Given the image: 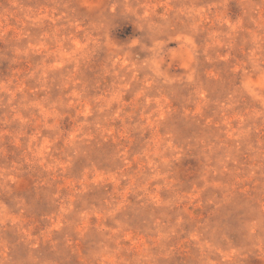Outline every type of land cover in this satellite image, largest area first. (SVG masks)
Wrapping results in <instances>:
<instances>
[{"label": "rangeland", "instance_id": "rangeland-1", "mask_svg": "<svg viewBox=\"0 0 264 264\" xmlns=\"http://www.w3.org/2000/svg\"><path fill=\"white\" fill-rule=\"evenodd\" d=\"M153 2L162 13L169 0ZM193 2L204 9L213 0ZM117 11L118 0H0V97L6 103L15 89L43 95L25 79L45 54L29 39L42 20L71 37L59 58L44 63L55 79L51 98L75 105L55 139L36 134L38 124L7 123L0 108V264H264V232L251 211L264 189V78L251 71V45L241 50L237 38L229 50L222 42L193 72L173 62L167 75L188 72L204 90L154 89L142 135L119 118L84 126L72 117L91 121L87 114L105 102L113 115L127 110L145 78L120 51L134 29ZM230 12L240 14L236 0ZM205 40L201 33L197 45ZM17 42L35 52L13 62Z\"/></svg>", "mask_w": 264, "mask_h": 264}, {"label": "clouds", "instance_id": "clouds-1", "mask_svg": "<svg viewBox=\"0 0 264 264\" xmlns=\"http://www.w3.org/2000/svg\"><path fill=\"white\" fill-rule=\"evenodd\" d=\"M232 3L233 0H213L211 5L200 9L193 0H169V3L164 6L165 10L161 13L157 11L160 7L159 3H154L153 0H118V11L112 15L121 17L123 23L131 25L134 29L132 36L123 41L120 51L127 56L137 72L145 73V78L139 81L140 87L133 97L135 103L127 110H125V105H121L120 112L113 115L109 104L105 102L103 105H95L92 112L87 114L93 116L91 121L87 119L80 121L79 115L73 116L72 119L84 126L89 124L108 126L119 118L122 123L126 122L125 127L129 131L139 132L142 135L148 125L140 116L152 110L154 100L150 102L149 97L154 95L153 90L156 89L158 94L164 95L162 90L171 89L176 83H190L192 87L204 90L205 86L199 78L189 80L188 72L195 70L201 56L207 59V52L216 45L223 42L224 46L231 50L236 45L237 38H239L241 50L251 45L248 56L251 71L259 73L261 78H264V0H259L258 4L256 0H236L240 14L235 17L230 12ZM213 8L216 9L215 12L212 11ZM247 24L255 27L249 29L246 27ZM68 26L66 23L63 28ZM35 27H38L40 32L30 36L29 39L34 44H39L45 54L41 62L28 73L25 79L36 81L43 95L29 92L27 89H15L19 95L9 93L6 103L5 98L0 97V108L8 111L7 123H15L22 130L38 124L36 134L47 131L50 138L55 139L54 134L59 132V121L67 115V110L75 105L67 103L66 97L51 98L49 90L55 79L49 77L50 69L44 61L49 57L59 58L62 46L67 45L71 37L55 25L45 26L42 20ZM201 33H206V40L198 46L197 39ZM178 35L180 37L178 47L175 50L168 48V45L176 40ZM17 43L19 54L13 62H18L22 57L35 52V49H25L19 45V42ZM137 49L139 51H136ZM166 51L169 54L167 69L162 67L165 63L164 53ZM173 51L175 55L172 54ZM141 53L144 55L141 56ZM175 61H180L177 64L178 68L185 64L189 65L188 72L181 74L179 79L166 74ZM63 86L61 82L59 87ZM4 91L7 92V89ZM250 121L253 123H249ZM254 121V115H246L245 124L249 128H254ZM261 121V127L264 128V115L261 116ZM19 135H23V131ZM247 148L250 151H256L250 144ZM164 150L161 146V152ZM237 151L233 146L231 155L235 157ZM258 155L261 161H264V142L259 148ZM171 159L175 158L171 157ZM251 211L260 221L261 231L264 232V189L261 190L257 206Z\"/></svg>", "mask_w": 264, "mask_h": 264}]
</instances>
